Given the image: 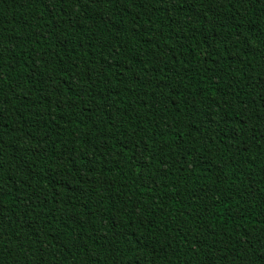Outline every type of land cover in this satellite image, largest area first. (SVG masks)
<instances>
[{"label": "trees", "instance_id": "obj_1", "mask_svg": "<svg viewBox=\"0 0 264 264\" xmlns=\"http://www.w3.org/2000/svg\"><path fill=\"white\" fill-rule=\"evenodd\" d=\"M0 264H264V0H0Z\"/></svg>", "mask_w": 264, "mask_h": 264}]
</instances>
